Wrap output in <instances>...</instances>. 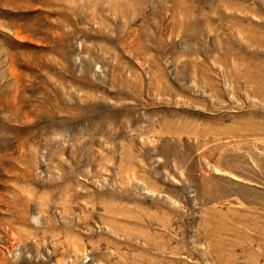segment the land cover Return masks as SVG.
Listing matches in <instances>:
<instances>
[{"label": "rangeland", "instance_id": "1", "mask_svg": "<svg viewBox=\"0 0 264 264\" xmlns=\"http://www.w3.org/2000/svg\"><path fill=\"white\" fill-rule=\"evenodd\" d=\"M0 264H264V0H0Z\"/></svg>", "mask_w": 264, "mask_h": 264}]
</instances>
